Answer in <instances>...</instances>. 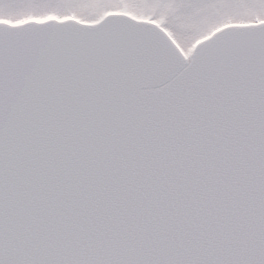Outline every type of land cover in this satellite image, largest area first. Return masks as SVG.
I'll use <instances>...</instances> for the list:
<instances>
[{
  "label": "snow or ice",
  "instance_id": "1",
  "mask_svg": "<svg viewBox=\"0 0 264 264\" xmlns=\"http://www.w3.org/2000/svg\"><path fill=\"white\" fill-rule=\"evenodd\" d=\"M0 264H264V0H0Z\"/></svg>",
  "mask_w": 264,
  "mask_h": 264
}]
</instances>
